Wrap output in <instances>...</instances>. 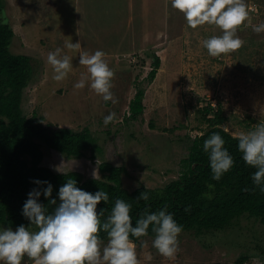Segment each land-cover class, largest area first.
Returning <instances> with one entry per match:
<instances>
[{"label": "rangeland", "instance_id": "1", "mask_svg": "<svg viewBox=\"0 0 264 264\" xmlns=\"http://www.w3.org/2000/svg\"><path fill=\"white\" fill-rule=\"evenodd\" d=\"M2 2L0 23L13 35L9 52L31 58L34 78L22 92L23 115L34 114L51 129L85 128L100 149L91 161L89 153L66 159L42 146L40 165L53 173L101 179L97 165L107 162L124 168L121 185L127 191L159 189L178 177L188 140L204 129L196 110L207 103L219 106L225 118L221 127L232 136L264 122V32L256 34L251 27L264 22V0H246L249 22L237 32L245 44L218 58L210 57L201 42L220 30L207 24L189 28L169 0ZM70 39L80 41L83 52L105 53L115 73L111 91L117 103L105 102L87 84L74 88L86 68L79 65L78 54L64 49ZM57 47L73 56V70L60 84L47 64V54ZM152 57L158 67L149 82ZM136 90L143 91V110L131 120L127 105ZM111 112L119 122L105 126ZM152 240L136 245L140 264H232L239 254L248 256L247 264H264V226L253 219L240 218L225 231L199 237L181 233L173 260L160 256ZM22 264L33 262L25 257Z\"/></svg>", "mask_w": 264, "mask_h": 264}, {"label": "trees", "instance_id": "2", "mask_svg": "<svg viewBox=\"0 0 264 264\" xmlns=\"http://www.w3.org/2000/svg\"><path fill=\"white\" fill-rule=\"evenodd\" d=\"M2 3L0 0V11ZM12 38L9 26L0 23V227L15 230L21 224L29 225L22 215V207L28 193L37 187L33 181H48L53 188L49 199L59 202L58 190L69 178L74 179L76 186L84 191L95 193L102 190L108 193L107 203L101 201L97 206L98 211L102 209L104 212L102 220L107 218L115 200L119 198L131 205L133 225L146 209L158 212L166 207L167 212L183 226L182 233L188 232L194 237L225 231L240 218L253 219L264 226V193L253 184L255 169L242 160L236 136L221 127L225 118L220 107L213 109L208 103L196 110L204 129L198 128L199 135L188 140L185 156L179 161L178 177L159 189L138 187L127 191L121 185L124 168L107 162L97 165L101 179H84L77 172L53 173L42 167V146L66 159L83 158L85 153H89L88 159L91 161L97 158L100 149L85 128L79 132L68 128L51 129L41 124L40 117L23 115L22 92L34 75L30 57L9 52ZM152 58V69L147 74L149 82L158 67V59ZM142 97L143 91L136 90L128 102L129 119L135 120L141 116ZM214 132L225 140L224 147L234 159L233 167L219 181L212 179L209 155L203 150L204 141ZM141 192H147L149 199H139ZM209 195L211 198H208ZM38 202L44 204L49 212L55 207L49 205L43 194ZM30 230L35 228L30 226ZM100 236L104 242L107 241L105 233L101 232ZM153 238L151 226L147 237H130L137 246L144 239ZM247 261V255L239 254L232 264H247Z\"/></svg>", "mask_w": 264, "mask_h": 264}, {"label": "clouds", "instance_id": "3", "mask_svg": "<svg viewBox=\"0 0 264 264\" xmlns=\"http://www.w3.org/2000/svg\"><path fill=\"white\" fill-rule=\"evenodd\" d=\"M169 4L183 14L189 28L207 24L220 30V35L201 42L210 57L232 54L245 44L237 32L249 22L246 0H169ZM251 27L256 34L264 32V22ZM81 47L80 41L73 43L71 39L64 44L68 52L78 54L79 65L86 68L74 88L84 89L87 84L105 102L117 103L111 91L115 73L105 61V53L97 50L89 54L81 51ZM64 49L57 47L47 54L51 78L57 84L65 81L73 70V56ZM113 122H119L114 112L104 117L105 126ZM235 138L242 160L255 169L253 184L264 193V122L251 131L239 132ZM224 145L225 140L215 132L203 143V150L209 155L212 179L216 181L234 165L233 156ZM33 183L37 187L28 193L22 207V215L29 225L21 224L15 230L0 227V264H22L25 257L33 264H140L136 244L130 237H147L150 226L154 234L152 247L160 256L173 260L180 251L179 236L183 226L166 207L158 212L146 209L133 225L131 205L117 198L110 214L102 220L104 212L98 211L97 206L101 201L107 203L109 196L105 191H84L69 178L59 188L57 202V199H49L53 188L48 181L35 180ZM41 194L49 205L55 206L51 212L38 202ZM138 198L148 200L149 196L141 192ZM30 226L35 230H30ZM101 232L106 234V243L101 239ZM146 258L152 259L150 254Z\"/></svg>", "mask_w": 264, "mask_h": 264}]
</instances>
